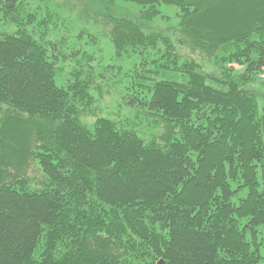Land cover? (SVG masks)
<instances>
[{
	"label": "trees",
	"instance_id": "obj_1",
	"mask_svg": "<svg viewBox=\"0 0 264 264\" xmlns=\"http://www.w3.org/2000/svg\"><path fill=\"white\" fill-rule=\"evenodd\" d=\"M92 1L151 131L84 123L91 65L57 84L74 54L0 0V264H264V0H121L172 34Z\"/></svg>",
	"mask_w": 264,
	"mask_h": 264
},
{
	"label": "rangeland",
	"instance_id": "obj_2",
	"mask_svg": "<svg viewBox=\"0 0 264 264\" xmlns=\"http://www.w3.org/2000/svg\"><path fill=\"white\" fill-rule=\"evenodd\" d=\"M29 8L35 13L37 20L46 25L48 38L52 41L60 40V44L65 43V54H74L68 56L67 62L60 63L57 84L63 83L69 72L77 66V61L84 65V69L88 67L87 64L91 65L92 77L97 85L96 89L91 90L95 102L91 109L92 114L83 116L82 121L90 124L95 116H103L129 125L143 134H149L152 123H147L137 109L127 107L120 97L139 58L136 55L115 57L112 44L103 32L97 4L92 0H29ZM139 8L133 3L116 0L108 11L116 16H127L136 20L144 32L169 28L170 33H174L178 20L176 7L161 4L160 16L151 22L138 20ZM161 15L167 18L164 20ZM179 52L184 58H189L190 53L186 48L181 47ZM260 85L257 84L255 89L259 94L261 91L264 94V86ZM259 106H264L262 99H259ZM34 172L39 178L40 173L35 167Z\"/></svg>",
	"mask_w": 264,
	"mask_h": 264
},
{
	"label": "water",
	"instance_id": "obj_3",
	"mask_svg": "<svg viewBox=\"0 0 264 264\" xmlns=\"http://www.w3.org/2000/svg\"><path fill=\"white\" fill-rule=\"evenodd\" d=\"M158 264H165L162 259L158 260Z\"/></svg>",
	"mask_w": 264,
	"mask_h": 264
}]
</instances>
